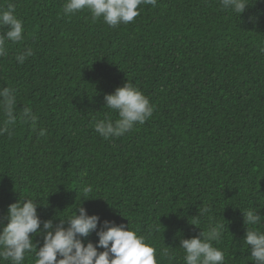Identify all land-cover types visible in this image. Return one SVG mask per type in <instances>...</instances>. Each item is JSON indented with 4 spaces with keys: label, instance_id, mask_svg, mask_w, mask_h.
I'll return each mask as SVG.
<instances>
[{
    "label": "trees",
    "instance_id": "1",
    "mask_svg": "<svg viewBox=\"0 0 264 264\" xmlns=\"http://www.w3.org/2000/svg\"><path fill=\"white\" fill-rule=\"evenodd\" d=\"M64 2L0 0V10L15 5L25 28L0 57V86L15 88L17 113L30 107L48 130L38 138L18 121L11 138L0 136V222L30 196L55 226L91 184L86 214L98 215V226L137 229L158 264H183L179 241L206 230L205 206L225 225L216 245L225 264H252L241 211L254 207L264 222V0H248L240 17L220 0H157L118 27L87 10L66 17ZM25 47L34 55L18 65ZM126 81L155 105L153 115L105 140L93 125L118 118L104 95Z\"/></svg>",
    "mask_w": 264,
    "mask_h": 264
},
{
    "label": "clouds",
    "instance_id": "2",
    "mask_svg": "<svg viewBox=\"0 0 264 264\" xmlns=\"http://www.w3.org/2000/svg\"><path fill=\"white\" fill-rule=\"evenodd\" d=\"M156 4L157 0H65L62 9L66 17L87 10L93 22L102 19L108 26L118 27L133 22L140 15L141 5L155 7ZM220 6L240 17L249 2L220 0ZM24 32V21L18 17L15 5L7 4L0 10V57L8 55L10 43L19 44L25 39ZM261 51L264 52V48ZM33 55V48L25 47L15 54V61L22 65ZM17 105V90L0 86V114L4 117L0 122V136L11 138L19 121L28 125L38 138H46L48 130L40 125L32 109L24 107L17 113ZM104 106L118 115L114 121L107 115L95 121V132L105 140L123 137L136 125L144 124L155 109L149 98L128 81L104 95ZM93 191V185H81L76 210L67 218L59 219L55 226L52 219H40L37 199L29 196L10 204L4 217L6 222H0V264H25L33 253L34 264H158L155 246L137 229L110 220H103L98 226L99 216L86 214L81 199H92ZM241 213L243 224L248 226L243 240L252 264H264V222L254 207ZM205 214H208L206 230L179 241L183 264H225V251L216 246L223 238L225 225L212 219L207 206L200 209V215ZM92 233L98 240L85 242ZM37 234L42 235L43 240L38 249L32 239ZM164 255H168L167 247Z\"/></svg>",
    "mask_w": 264,
    "mask_h": 264
}]
</instances>
